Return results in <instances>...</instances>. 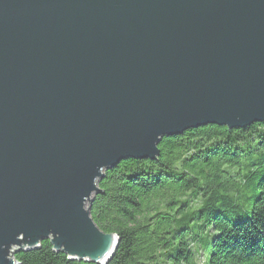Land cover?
I'll use <instances>...</instances> for the list:
<instances>
[{"label": "water", "instance_id": "water-1", "mask_svg": "<svg viewBox=\"0 0 264 264\" xmlns=\"http://www.w3.org/2000/svg\"><path fill=\"white\" fill-rule=\"evenodd\" d=\"M264 120V0H0V264H105L87 204L163 136Z\"/></svg>", "mask_w": 264, "mask_h": 264}, {"label": "trees", "instance_id": "trees-1", "mask_svg": "<svg viewBox=\"0 0 264 264\" xmlns=\"http://www.w3.org/2000/svg\"><path fill=\"white\" fill-rule=\"evenodd\" d=\"M157 148L105 170L87 204L117 236L105 264H264V120L192 127ZM40 243L16 264H98Z\"/></svg>", "mask_w": 264, "mask_h": 264}]
</instances>
